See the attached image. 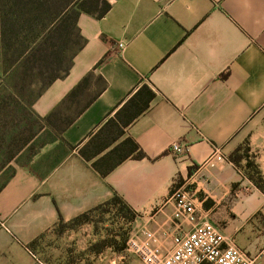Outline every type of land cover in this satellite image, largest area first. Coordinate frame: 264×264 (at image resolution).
<instances>
[{
    "label": "crops",
    "instance_id": "obj_1",
    "mask_svg": "<svg viewBox=\"0 0 264 264\" xmlns=\"http://www.w3.org/2000/svg\"><path fill=\"white\" fill-rule=\"evenodd\" d=\"M105 1L102 18L80 15L85 44L69 73L32 88L18 103L22 118L2 124L0 264H76L73 239L94 264H120L118 236L94 221L115 197L134 214L110 209L128 241L152 234L167 255L172 235L191 229L178 230L170 200L189 178L199 223L257 256L264 193L230 156L247 146L264 179V0ZM175 143L182 154L171 152ZM213 156L214 167L199 170Z\"/></svg>",
    "mask_w": 264,
    "mask_h": 264
},
{
    "label": "trees",
    "instance_id": "obj_2",
    "mask_svg": "<svg viewBox=\"0 0 264 264\" xmlns=\"http://www.w3.org/2000/svg\"><path fill=\"white\" fill-rule=\"evenodd\" d=\"M109 9L105 0H0V87L23 95V102L32 88L42 92L63 79L85 44L78 28L80 15L87 13L100 19ZM129 143L131 151L139 150L132 141ZM135 158L142 159L144 154L138 151ZM230 161L243 178L263 192L264 179L247 146L235 151ZM182 183L178 179L173 188ZM110 209H117V216L124 219L134 217L118 197L94 211L109 213ZM92 212L76 218L70 225L88 221Z\"/></svg>",
    "mask_w": 264,
    "mask_h": 264
},
{
    "label": "built area",
    "instance_id": "obj_3",
    "mask_svg": "<svg viewBox=\"0 0 264 264\" xmlns=\"http://www.w3.org/2000/svg\"><path fill=\"white\" fill-rule=\"evenodd\" d=\"M119 49L124 44H118ZM175 155L183 153L180 143L171 147ZM218 154V150L214 155ZM213 157L203 163L200 169L214 167ZM241 174V173H240ZM195 184L194 178L184 181L179 187L172 188L170 200L174 205L173 219L177 223L178 230L184 225H190L188 232H180L172 235L173 249L163 255L159 249L151 246L152 234L147 235L145 241L129 239L127 252L140 259L143 264H259L264 256V249L257 256H251L238 248L234 243H228L219 231L209 222L199 223L200 215L195 204V198L190 187ZM264 217V206L261 210ZM38 262V260L35 258ZM39 263V262H38Z\"/></svg>",
    "mask_w": 264,
    "mask_h": 264
},
{
    "label": "rangeland",
    "instance_id": "obj_4",
    "mask_svg": "<svg viewBox=\"0 0 264 264\" xmlns=\"http://www.w3.org/2000/svg\"><path fill=\"white\" fill-rule=\"evenodd\" d=\"M10 90L11 89L9 88L6 89L5 87H0V131L1 129H4L2 126L3 123L5 127H7L8 125V128H11L14 125L15 121H17L19 118H22L21 115L22 111H18L19 110L18 108L21 107V105L18 104L17 100H19V102H22L21 98L23 95L19 93L17 94L16 92L11 93ZM12 96L17 99L16 100L17 102L15 101V99L9 98ZM7 129H5V131ZM263 193H264V183H263ZM94 221L98 223L96 226L99 229L98 231L102 232V234L105 235L115 234L116 236H118L121 246L120 248L122 251L124 250L123 254L126 251L125 258L122 261H120V264H129L131 261L130 256H134V255L127 252V243H128L127 223L123 220H119V218H117L115 212L113 211L103 214L102 216L95 217ZM71 242L69 241V243L72 244V247L70 249L72 250L71 257H73L74 260H77L76 264H80V261L82 260L85 261L84 264L95 263L88 256H86L87 253L85 251L84 252L79 251V248L82 247L83 245L80 241H77V239H73V241ZM37 260L39 262L38 263L36 261L37 264H44L42 261L39 260V258ZM101 264H108V263H101Z\"/></svg>",
    "mask_w": 264,
    "mask_h": 264
}]
</instances>
